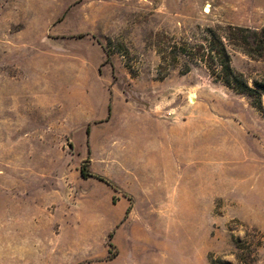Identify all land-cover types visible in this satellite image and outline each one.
I'll return each instance as SVG.
<instances>
[{"label": "rangeland", "instance_id": "374dc122", "mask_svg": "<svg viewBox=\"0 0 264 264\" xmlns=\"http://www.w3.org/2000/svg\"><path fill=\"white\" fill-rule=\"evenodd\" d=\"M229 25L264 0H0V264L235 262L247 228L264 264V113L157 54Z\"/></svg>", "mask_w": 264, "mask_h": 264}, {"label": "trees", "instance_id": "16d2710c", "mask_svg": "<svg viewBox=\"0 0 264 264\" xmlns=\"http://www.w3.org/2000/svg\"><path fill=\"white\" fill-rule=\"evenodd\" d=\"M228 48L239 50L251 58L261 57L264 53V26L252 29L229 25L221 29V33L210 30L209 38L203 44L193 47L172 44L167 49L159 47L157 54L161 62H165L168 55L181 54L189 63L203 65L213 79L221 82L233 92L247 95L251 98V104L264 113L261 103L264 82H255L253 86H250L242 73L234 71L230 64ZM188 71L189 69L186 68L184 72ZM80 175L84 178L94 176L101 181L108 182L105 177L90 173L85 165L80 168ZM234 243L235 262L214 259L211 263L254 264L257 251L262 244V235L254 228H247L242 238H234Z\"/></svg>", "mask_w": 264, "mask_h": 264}, {"label": "crops", "instance_id": "0c3cea01", "mask_svg": "<svg viewBox=\"0 0 264 264\" xmlns=\"http://www.w3.org/2000/svg\"><path fill=\"white\" fill-rule=\"evenodd\" d=\"M121 200H122V201H123V200L125 201V204H124V206H123V209L126 208L125 211L128 210V208L130 207V205H129L130 203H128L129 201H128V200H125V199H121ZM121 200H120V201H121ZM125 211H124V212H125ZM128 211H130V208H129ZM124 212H123V213H120V214L124 215ZM131 212H134V210L132 209Z\"/></svg>", "mask_w": 264, "mask_h": 264}]
</instances>
